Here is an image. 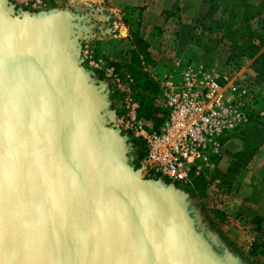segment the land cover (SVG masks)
<instances>
[{"label":"water","instance_id":"water-1","mask_svg":"<svg viewBox=\"0 0 264 264\" xmlns=\"http://www.w3.org/2000/svg\"><path fill=\"white\" fill-rule=\"evenodd\" d=\"M94 26L82 8L0 0V264H249L198 193L129 166L139 140L81 58Z\"/></svg>","mask_w":264,"mask_h":264},{"label":"rangeland","instance_id":"rangeland-1","mask_svg":"<svg viewBox=\"0 0 264 264\" xmlns=\"http://www.w3.org/2000/svg\"><path fill=\"white\" fill-rule=\"evenodd\" d=\"M43 1L44 7L41 10L44 11L84 9V13L91 17V24L95 26L91 30V37L81 42V58L83 59L84 45H87L94 57L99 60L100 67H112L123 77L124 83H128V78L131 79L132 82L125 84L123 90L119 91L112 79L102 70L90 67L100 80L106 81L104 93L116 118L123 113L124 94L138 102L135 80L124 66L130 62L128 51L135 30L149 43V53L155 67L151 69L147 67L144 71L149 72L153 81L154 78L171 72L175 63L208 67L219 76L231 71L230 66L233 65L226 61L230 44L220 38L222 33L214 32L216 26L211 23V18L207 19L209 13L213 15L214 20L222 17L227 19L226 23H231L234 29L242 28L240 35L243 38L247 37L249 32L259 35L263 42L258 53L264 52V0H165L161 3L164 7L161 12L160 8H152L157 0ZM209 27L212 30H209ZM254 43H259L258 39H254ZM83 63L87 64L84 59ZM115 63L119 65L117 69ZM251 63L252 59L244 56L243 64L239 68L243 67L247 72L253 69ZM250 79L254 80L249 84L251 86L249 108L256 115L262 113L259 117L264 120V80L259 82L255 78ZM155 104L161 106V101L157 99ZM260 148L254 156L263 153L261 150L264 148ZM230 192H222L218 196L216 192L206 190L205 196H201L199 202L192 200L190 205L198 210L199 215L205 216L206 225L209 223L208 226L227 247L232 246L236 249L249 264H264V256L251 251L255 243L264 244L258 239L262 237L257 235L256 227L244 223L240 217H230L227 212L228 203L223 196Z\"/></svg>","mask_w":264,"mask_h":264},{"label":"built area","instance_id":"built-area-1","mask_svg":"<svg viewBox=\"0 0 264 264\" xmlns=\"http://www.w3.org/2000/svg\"><path fill=\"white\" fill-rule=\"evenodd\" d=\"M14 1L32 11L44 7L43 0ZM82 56L89 67L110 77L119 91L132 82L128 78V83H124L112 67H100L87 45ZM230 69L228 74L219 76L208 67L175 63L171 72L154 78L158 86L155 101L159 99L160 107L166 111L157 127L152 120L140 117L138 102L124 94L123 113L115 124L143 146L139 163L143 178L160 176L190 191L196 182H201L207 191L222 194L218 187L220 180L213 175L220 170L225 142L232 133L249 124V84L254 80L250 77L255 78L253 69H246L247 72L243 67L230 66Z\"/></svg>","mask_w":264,"mask_h":264},{"label":"trees","instance_id":"trees-1","mask_svg":"<svg viewBox=\"0 0 264 264\" xmlns=\"http://www.w3.org/2000/svg\"><path fill=\"white\" fill-rule=\"evenodd\" d=\"M211 13L207 14V19L211 18V23L216 26L214 29L222 33V40H227L230 44L229 53L227 56V62L233 66L239 68L243 64L244 56L252 59L251 66L255 73L256 81L264 80V52L258 53L260 45L263 39L256 33L249 32L247 37H241L242 28L234 29L231 23H226L227 19L220 18L218 20L212 19ZM206 19V17H205ZM226 25V26H225ZM209 30H212L209 27ZM254 39H258L259 43L255 44ZM130 62L125 66L126 71L135 80V87L137 89L136 97L138 100L139 108L138 115L142 118L152 120L155 127L159 126L166 115L164 108L155 104L156 97L158 95V86L150 78L149 72L144 71L154 68L155 64L152 61L149 53V43L144 39L137 30L132 33L131 48L129 49ZM116 69L118 64H114ZM249 124L238 132L231 134L229 139L236 138L242 142L243 148L239 152L229 153L231 158L230 163L225 172L220 170L215 171L213 178H218L220 183L218 187L222 192H228L232 190L233 183L236 176L244 169L251 161L254 155L257 153L258 148L264 144V120L259 115H256L252 110L249 112ZM160 115V117H157ZM141 143L132 142L130 146L138 148L136 146ZM141 149H137L135 152L134 161L129 160V166L136 170L139 167L140 159L143 156ZM149 178H154L151 176ZM155 178H157L155 176ZM193 191L197 192L201 196H205L206 187L204 183L196 182ZM253 253H257L260 256H264V244H257L251 247Z\"/></svg>","mask_w":264,"mask_h":264},{"label":"crops","instance_id":"crops-1","mask_svg":"<svg viewBox=\"0 0 264 264\" xmlns=\"http://www.w3.org/2000/svg\"><path fill=\"white\" fill-rule=\"evenodd\" d=\"M163 2L165 0H157V3L152 8H160L161 12V9L164 8L161 5ZM154 18L155 16H153ZM242 148V142L236 138L225 142L224 154L219 163L221 172H225L230 163L231 158L229 153L239 152ZM263 148L264 144L260 149ZM261 151L263 153L254 156L246 168L236 176L231 192L223 196V198L228 203L227 212L230 214V217H240L243 222L245 221L244 223H250L255 226L258 234L254 233L261 236L262 238L258 236V239L264 242V150Z\"/></svg>","mask_w":264,"mask_h":264},{"label":"flooded vegetation","instance_id":"flooded-vegetation-1","mask_svg":"<svg viewBox=\"0 0 264 264\" xmlns=\"http://www.w3.org/2000/svg\"><path fill=\"white\" fill-rule=\"evenodd\" d=\"M136 147H138L139 149H141V151H143L144 149H143V146L142 145H137ZM138 148H133V146H129L128 147V152H127V155H128V157H129V160H131V161H134V159H135V152H137V149ZM193 207V206H192ZM191 207V216H192V218L194 219V221H195V227H196V229H197V231L199 232V233H201L208 241H210L211 240V238L207 235V230H206V228H205V226L204 225H202V223H201V220L200 219H198V217H197V215H195V213H194V210H193V208H195V207H193L192 208ZM190 208V207H189ZM211 244H212V246H213V248L215 249V251L219 254V255H223L222 254V249L220 248V247H218V246H216L213 242H211Z\"/></svg>","mask_w":264,"mask_h":264}]
</instances>
